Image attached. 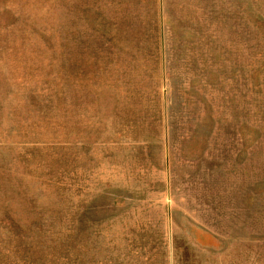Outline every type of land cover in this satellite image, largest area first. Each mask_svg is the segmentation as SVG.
Segmentation results:
<instances>
[{"label":"rangeland","instance_id":"rangeland-1","mask_svg":"<svg viewBox=\"0 0 264 264\" xmlns=\"http://www.w3.org/2000/svg\"><path fill=\"white\" fill-rule=\"evenodd\" d=\"M0 264H264V0H0Z\"/></svg>","mask_w":264,"mask_h":264}]
</instances>
